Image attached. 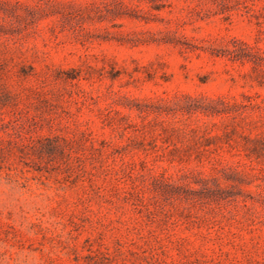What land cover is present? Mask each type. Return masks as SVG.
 <instances>
[{
  "label": "rangeland",
  "instance_id": "rangeland-1",
  "mask_svg": "<svg viewBox=\"0 0 264 264\" xmlns=\"http://www.w3.org/2000/svg\"><path fill=\"white\" fill-rule=\"evenodd\" d=\"M0 264H264V0H0Z\"/></svg>",
  "mask_w": 264,
  "mask_h": 264
},
{
  "label": "trees",
  "instance_id": "trees-1",
  "mask_svg": "<svg viewBox=\"0 0 264 264\" xmlns=\"http://www.w3.org/2000/svg\"><path fill=\"white\" fill-rule=\"evenodd\" d=\"M231 54H233L232 56H233L234 60H240V61H242L243 58H244V57H242V55L236 53V51H232ZM248 54H249V55H248L249 57H252V58L257 57V55H253V54H251V53H248ZM252 58H251V59H252ZM251 59H249V60H251ZM247 152H248V155H249V156H250V155H254V156L257 157L258 150H257L255 147H253V148H248V149H247Z\"/></svg>",
  "mask_w": 264,
  "mask_h": 264
}]
</instances>
